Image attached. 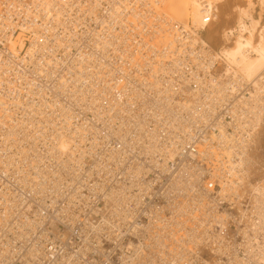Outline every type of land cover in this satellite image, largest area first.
Segmentation results:
<instances>
[{"label":"bare ground","instance_id":"6f19581e","mask_svg":"<svg viewBox=\"0 0 264 264\" xmlns=\"http://www.w3.org/2000/svg\"><path fill=\"white\" fill-rule=\"evenodd\" d=\"M39 1L44 7L43 12L44 9L46 10L45 16H48L49 12L58 11L52 6L59 4L57 0ZM107 1L110 6L116 5L114 0ZM150 1L154 4L152 8L156 9L160 21L168 27L155 25L153 20L150 25L144 24L139 19V15L119 20L110 13V17L115 24L123 28H126L125 20L127 23L141 24L144 34L151 33L152 40L159 35L169 46L173 45L172 41L175 38L169 30L179 24L188 34L186 38L189 39L191 47L198 48L194 53L197 56L201 54L209 56V62L202 66V70L206 73L205 82L195 80L196 91L208 92L200 99L194 97L192 101L185 102L182 106L173 105L167 97L168 89L160 85V79L156 76L157 71L150 64L146 65L145 73L137 70V77L141 79L139 88L135 85V75L125 70L122 64L120 66L122 76H114L110 67L104 74L105 64L101 65V61L109 58L106 47L113 49L115 45L107 39L111 36L108 30L94 26L82 31L76 37L77 41H85V43H82L79 50V61L68 68H76L80 71L71 84L64 82V85L58 86L63 89L61 97L64 101L56 100L54 104L60 110V114H46L43 110L39 111L42 103L44 107L47 105V102L40 101L37 110L42 115L29 112L27 117V101L26 105H23L25 98L9 97V92L17 89L9 88L12 91H7L8 87H6L4 88L6 94L4 96L0 94V102L3 103V108L0 107V151L3 155L1 159L4 167L21 175L16 179L20 189L39 194H45L46 190L47 192L52 190L54 194L57 191L72 202L69 193L64 191V188L67 190L68 187H63L61 191L59 188L62 184L68 185L73 179L77 180L80 177L74 174L80 171V160L87 154L93 156L91 152L101 144L100 140H97V144L93 143L90 146L86 144L89 135L93 140L96 139V135L91 132L94 126L106 127L108 130L109 134L104 135L103 143L110 139L115 142L114 146L118 143L120 146H127L128 142H134L136 148L133 149H138L137 154H141L140 156L148 163L154 164L157 161L156 155L164 159H173L178 152V142L189 139L190 135L209 122L213 118L214 111L224 104V111L234 118L233 124H230L232 132L228 133L226 125L216 121L214 127L217 133L211 132L210 140L205 141L206 144L199 151V156L202 158L207 159L206 156H211L214 159L224 160L214 168L202 167L208 176L219 183L220 190L216 198H212L211 191L202 186V179L199 182L202 169L198 166L197 160H184L177 174L167 177V197L171 200L166 207H173L175 216L185 215L187 218L181 221L178 218L161 217L158 221L163 224L161 233L155 231V234L150 233L155 221L149 222L143 233H148L145 238L148 241L144 246L150 251L148 255L141 257L139 263L141 264L145 259L150 264H157L156 262L159 261L160 264L175 262L177 258L184 260L187 256L175 257V255H179V250L186 248L185 246L190 243L196 246L211 240L212 243H217L218 250L221 247L227 248L228 244L223 243L225 238L213 232L209 233L208 227L214 222H220L221 226H224L226 212L218 210L217 199L222 201L235 195L246 197L248 200L245 210H241L238 215H232L236 221L237 218L241 220L240 217L243 219L242 227H236L242 236L240 246L243 255L236 256L226 264H264V0H256V2L246 0L247 3L243 6L233 3L229 6L230 12L225 14L226 21L217 30H213V27L220 23L222 17L220 6L227 5L228 0H206L204 5L201 0ZM94 4L97 5V2L95 1ZM18 7L22 10L23 19L27 20V1H24V6L19 3ZM256 8L259 10L257 11ZM148 12L150 13V9L145 11ZM61 13L59 11V14ZM114 14L118 16V13L114 12ZM208 15L211 17V22L205 21ZM231 15L232 22H230ZM55 17L59 19L56 15ZM151 17L157 19L155 16ZM78 18L81 22L87 21L82 16ZM59 20L56 23L67 24ZM105 22L111 24L110 19H106ZM70 23L77 26L74 22ZM56 25H53L52 30ZM210 30L213 32L210 33ZM53 34L56 37L60 36L56 32ZM211 35L219 36L220 44L216 48L212 45ZM112 39L117 40L116 37ZM133 39L141 48V38ZM164 41L156 39L155 45L160 46ZM6 42H8L7 47L12 51L8 53L7 60L16 64L15 49L18 43L12 42L9 38ZM36 42L43 41L38 37L30 39L27 49L30 58H33L37 52ZM21 47L19 46V49ZM149 52L154 53L153 49ZM176 52H178L177 48L173 54ZM113 60L117 61L116 58ZM215 63L217 66H214ZM6 66L9 70L10 65ZM15 66L22 68L21 63ZM210 67L214 75L208 73ZM26 76L27 70L21 72L16 85L23 83L24 88H27V83L24 81ZM11 85H14V82H11ZM123 99H126V103ZM227 100L231 102L226 104ZM21 108V113H18ZM77 109L84 113L91 112V117L75 118H80V123L74 124L73 118L80 116L78 112L75 113ZM126 153L125 149L104 150L103 167L98 163H94V167L99 173L103 170L114 171L118 162L127 160ZM45 157L57 162L59 167L57 171H51L50 166L44 164ZM39 164L42 166L39 167ZM122 168L126 177L130 179L131 186L136 185V181L139 189L146 188V185L141 183V176L147 168L143 163L138 161L129 165L125 163ZM62 170L64 171L61 172ZM95 190L104 192L103 205H106L107 215L109 214L105 219L102 215V225L96 230L97 234L104 232L101 230L103 225L108 226L114 217L125 216L126 212L124 209L122 211L121 202H128L136 197L127 195V188L121 185L106 189L104 183H98L91 192L95 193ZM0 198L4 200V204L0 206H3L5 213V216H0V232L4 221L11 216L13 208L16 212L25 213L24 216H18L14 225L23 229L21 233L27 234L32 229L33 222L27 218L26 212L21 211L20 198L13 199V195L5 188L0 190ZM79 198L87 205L88 197L79 196ZM177 198L182 199L177 200ZM64 212H68V209L63 210V219L68 222L67 229L73 230L70 223L73 218ZM152 217L157 218L155 215ZM187 221H191L189 226L185 225ZM166 228L170 230L167 233ZM181 231L182 234L178 235ZM173 242L175 245L170 247ZM1 245L5 248L8 243ZM4 251L2 249L0 251L2 256L8 254L3 253ZM165 252H171L174 256ZM192 257L190 255L186 258L188 264H193L195 257Z\"/></svg>","mask_w":264,"mask_h":264},{"label":"built area","instance_id":"2783aa9c","mask_svg":"<svg viewBox=\"0 0 264 264\" xmlns=\"http://www.w3.org/2000/svg\"><path fill=\"white\" fill-rule=\"evenodd\" d=\"M2 1L4 0H0V94H3V96L6 94L4 91L6 87H8L7 91L17 89L9 92V97L21 98L23 96L25 98L23 105H26L27 101V117L29 112L38 115L40 110H43L46 114H60V110L54 104L56 100L59 102L64 101L61 97L63 89L58 88V86L64 85V82L71 84L80 71L76 68H68V66L75 65L79 61V50L82 43H85V41H77L76 37L82 31L91 29L94 26L102 30H108L111 33V38H117V40H111L110 37H107L115 46L111 49L106 45L109 58L101 61V65L105 64L104 74L110 67L114 76H122L120 73L122 64L125 70H129L135 75V85L139 88L141 87V79L137 77L138 71L145 73L146 65L150 64L157 71L156 76L160 79V85L168 89L167 95L169 96L167 97L173 105L180 104L182 106L185 102L192 101L194 97L200 99L202 95L208 92L196 91L195 85L197 83L195 80L205 82L206 78L204 76L206 73L202 70V66L209 62V56L204 54L197 56L194 53V51H198V48L191 47L189 39L186 38L188 34L179 24L169 30L175 35L172 41L173 45L169 46L163 38L157 35L154 37L155 40H162L164 44L156 46L155 40L151 39V33L149 35L143 33L141 24L127 23V20H125L126 28H123L115 24L110 17V13L119 20L125 19L124 17L139 15V19L144 24L150 25L153 20L155 25L161 24L165 28L168 27L160 21L156 9L152 8L154 4L150 0H114L115 6H110L107 0H57L59 4L52 6L54 10L56 8L58 11L49 12L48 16H45L44 12L46 10L44 9L43 12L44 7L39 0ZM24 1H27V20L23 19L22 10L18 7L19 3L24 6ZM95 1L97 5L94 4ZM205 2L206 0H201L202 5ZM149 9L150 13H145ZM1 10H4V12H1ZM59 11L62 13L59 14ZM114 12L118 13V16ZM144 14L146 17L143 18L142 15ZM79 16L86 18L87 21L81 22ZM151 16H155L157 19ZM69 18L71 19L69 20ZM106 19H110L111 24L105 22ZM57 20L65 21L67 24L56 23ZM205 21L211 22V17L206 16ZM70 22L76 23L77 26ZM55 24L57 25L52 30ZM150 29L155 31L153 27H150ZM54 32L60 34V36L56 37L53 34ZM76 33L78 34L74 36ZM33 37H38L43 42H36L37 52L33 58H30L27 55V49L30 45V39ZM135 37L141 38V48L137 43H134L133 38ZM7 38L18 43L15 49V59L17 63L22 64L20 69L15 66L17 63L13 64L7 60L8 53L12 52L7 47ZM19 46H22L21 49H19ZM175 48L178 49V52L173 54ZM151 49L154 51L153 54L149 52ZM113 58H116L117 61H114ZM8 64L10 65L9 70L6 66ZM215 64L214 66H217V63ZM26 70L27 76L24 81L27 83V88H24L23 83L16 85V82L20 73ZM208 73L214 75L212 67L208 69ZM11 82H14V85H11ZM9 88H12V90H9ZM123 100L126 103V99ZM230 100H227L226 104L231 102ZM40 101L47 102V105L44 107L42 103L38 111ZM2 105L3 103L0 102L1 108H3ZM12 110L17 111L14 108ZM21 110L22 108L18 113H21ZM77 112L80 116L73 118L74 124L80 123V118H75L81 116L91 117V112L84 113L78 109L75 113ZM233 119L224 111L223 104V107L214 111L213 118L205 125L197 128L189 139L178 142V152L173 159H164L156 155L157 161L154 164L148 163L140 156L141 154H137L138 149H133L136 148L134 142H128L127 146H120L119 143L114 146L115 142L111 139L103 143L104 135L108 133V130L106 127L94 126L91 132L96 135V139L93 140L89 135L86 144L88 146L93 143L97 144V140H100L101 144H98L95 150L91 152L93 156L87 154L80 160V171L74 173L80 177L69 182L72 185L64 186L62 184L59 188L61 191L63 187H68L67 190L64 188V191L69 193L72 202H69L66 197H62L57 191L56 194L52 190L49 192L46 190L45 194H39L35 191L27 192L20 189L16 179L21 175L19 176L13 170L5 169L1 159L3 155L0 151V190L7 189L15 200L20 198L21 211L26 212L27 218L33 222L32 229L27 234L21 233L23 229L18 228L14 223L18 220L19 215L24 216L25 213L16 212L12 208V214L4 221L0 232V251L2 249L5 250L3 253H8L4 256L0 254V264H140L141 257L148 255L150 251L144 246V243L148 241V239H145L148 233H143L149 222L155 221L150 228L152 231L150 233L155 234V231L161 233L163 224L158 223L161 217L178 218L181 221L187 218L185 215L175 216L172 210L173 207H166L169 200H171L170 197H167V177L170 175L175 176L184 160H197L198 166L202 169L199 182L202 179V186L211 191L212 198H216V194L220 190L219 183L208 176L203 168H214L224 160L214 159L211 156H206L207 159L202 158L199 156V151L203 149L206 144L205 141L210 140L211 135L209 134L211 132L217 133L214 127L216 121L225 124L228 133H231L230 124H233ZM41 143H43L42 140ZM111 149H125L127 160L118 162L114 171L107 172L103 170L99 173L98 169L94 167V163H98L100 167H103L105 158L102 153L104 150ZM134 156L136 158H132ZM43 161L44 164L50 166L51 171L58 170L59 167H57L55 160L45 157ZM136 161L147 167L145 173L141 176V183L146 185L145 189L142 187L139 189L136 186L138 184L136 181V185L131 186L130 179L126 177V173L122 168L125 163L129 165ZM41 166L39 164V167ZM98 183H104L106 189L118 185L125 186L128 192L127 195H132L136 199L121 202V209L126 212L125 216L123 218L114 217L112 223H109L108 226L103 225L101 230L104 232L96 234V230L102 225L103 218L105 219L109 215H107L106 205H103L104 192L97 190H95V193L91 192L94 185L96 186ZM79 196L88 197L87 205L80 200ZM180 199L182 198H177V200ZM217 200L218 210L226 212L223 221L224 226H221L220 222H214L208 227V232L224 237L223 243L228 244V247L224 249L221 247L218 250L217 243H212L211 240L196 246L190 243L185 246L186 248L179 250V255H175V257H190L192 255V258L195 257L193 264H226L234 260L236 256L243 255L240 246L242 236L240 231L236 230V227H242L243 219L240 217L241 220L237 218L236 221L232 215H238L241 210H245L248 206V200L246 197L235 195L222 201ZM3 204V198H0V205ZM64 209H68V212H64V214L73 218L70 222L73 230H68L66 227L68 222L63 219ZM153 215L157 218L152 217ZM0 216H5L3 206H0ZM190 224L191 221L185 223L186 226ZM165 231L167 233L170 230L166 228ZM182 232H178V235H181ZM2 243H8V245L3 248ZM174 245L173 242L170 247ZM171 254L174 256L173 253ZM186 258L184 260L177 258L175 262L171 261L165 264H188ZM167 259H169V256ZM146 260L141 264H150ZM156 263L160 264V261Z\"/></svg>","mask_w":264,"mask_h":264},{"label":"rangeland","instance_id":"374dc122","mask_svg":"<svg viewBox=\"0 0 264 264\" xmlns=\"http://www.w3.org/2000/svg\"><path fill=\"white\" fill-rule=\"evenodd\" d=\"M247 1L246 0H236V1L235 0H228V4L227 5L226 4H222L220 6V9H221V12H222V17L219 20L220 23L218 25H216L215 27H213V30H217L218 28H220L222 26V23H224L226 21V20H224V17H225L226 12H228V13L230 12V8L231 7H229V6H232L233 3H237V4L243 6V5H245L247 3ZM254 1L256 2V0H254ZM256 10L258 11L259 9L256 8ZM171 17L174 18V16H172V15H171ZM230 18H231L230 22H232L233 21V16L231 15ZM213 30H210V33H212ZM211 37H212V45H213L214 48H216L220 44V41L218 40L219 36L211 35Z\"/></svg>","mask_w":264,"mask_h":264}]
</instances>
